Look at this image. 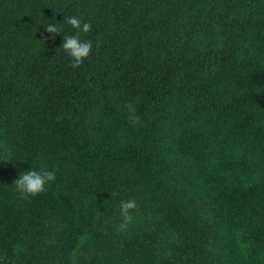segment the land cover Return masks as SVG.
<instances>
[{"label":"trees","instance_id":"obj_1","mask_svg":"<svg viewBox=\"0 0 264 264\" xmlns=\"http://www.w3.org/2000/svg\"><path fill=\"white\" fill-rule=\"evenodd\" d=\"M0 264H264V0H0Z\"/></svg>","mask_w":264,"mask_h":264},{"label":"clouds","instance_id":"obj_2","mask_svg":"<svg viewBox=\"0 0 264 264\" xmlns=\"http://www.w3.org/2000/svg\"><path fill=\"white\" fill-rule=\"evenodd\" d=\"M67 24L75 29V34H66L60 25L65 23H50L45 26L47 33L52 34V38L61 33H65L63 41L59 49L70 58L71 67L79 68L85 60H87L93 49L91 40L81 39V33L87 34L91 31L92 25L89 22H84L76 16L67 18ZM129 121L135 122V112L130 109ZM56 179L55 170H49L47 166H41L39 169L30 168L28 171L21 172L14 182L16 191L21 197H35L47 190ZM137 209V201L132 198L121 200L119 203V215L121 223L118 228L120 232H127L134 222L132 210Z\"/></svg>","mask_w":264,"mask_h":264}]
</instances>
